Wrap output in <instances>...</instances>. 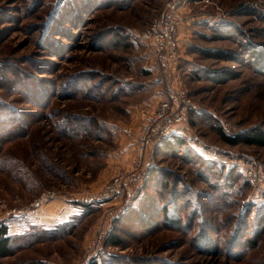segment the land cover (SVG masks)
<instances>
[{
    "label": "rangeland",
    "instance_id": "374dc122",
    "mask_svg": "<svg viewBox=\"0 0 264 264\" xmlns=\"http://www.w3.org/2000/svg\"><path fill=\"white\" fill-rule=\"evenodd\" d=\"M163 2L0 0V107L20 112L10 138L0 125V220L21 234L72 224L0 264H86L99 234V264H264V147L227 145L217 130L264 131V0H179L180 58L164 83L186 89L185 148L216 169L182 150L138 148L164 98L149 35ZM116 177L122 195L92 198ZM155 182L172 195L150 190ZM181 185L196 192L197 209ZM179 198L186 231L162 221ZM108 231L121 247L106 245Z\"/></svg>",
    "mask_w": 264,
    "mask_h": 264
},
{
    "label": "built area",
    "instance_id": "2783aa9c",
    "mask_svg": "<svg viewBox=\"0 0 264 264\" xmlns=\"http://www.w3.org/2000/svg\"><path fill=\"white\" fill-rule=\"evenodd\" d=\"M179 0H164L161 10L153 16L149 35L151 39L154 61L158 65L156 73L164 85V98L160 99L149 113L138 142L140 152L152 145L160 144L164 139L172 136H185L187 111L192 105L186 89L183 87L169 88L165 86L166 71L180 58V51L176 38L180 25ZM126 190V182L122 177H116L107 183L100 192L92 195L94 199H106L122 195ZM15 211V210H14ZM23 212V210H18ZM92 239L85 252L89 257L96 256L99 244L104 234Z\"/></svg>",
    "mask_w": 264,
    "mask_h": 264
},
{
    "label": "trees",
    "instance_id": "16d2710c",
    "mask_svg": "<svg viewBox=\"0 0 264 264\" xmlns=\"http://www.w3.org/2000/svg\"><path fill=\"white\" fill-rule=\"evenodd\" d=\"M178 15H180V13ZM150 23H151V21H150ZM176 35H177V33H176ZM177 42H178V47H179L178 39H177ZM179 50H180V48H179ZM263 60H264V58H260L259 63L261 64V61H263ZM5 72L6 71L4 69V65L0 64V76L1 75L5 76ZM17 113L20 114V112H18L17 109L11 105H6L3 107H0V125H2L3 129H6L4 131L8 132L7 134L4 135L7 137L6 139L10 138L13 135L12 130L16 129L14 126L12 128V123L15 122L16 119H18L19 115ZM77 124L78 123H74V120L72 118H70L69 120L67 118V120L65 121V123L63 125H64V127L69 126L71 128H74V129L77 128L78 132H79V128L81 127V125H80V127H78V126H76ZM15 126H17V125H15ZM83 129H84V131L82 133H77V134L86 133V131H85L86 128H84V125H83ZM57 130L59 132L65 133L64 128H59ZM217 130H218V135H219L220 140L227 145L234 146L236 144L243 143V144L249 145V146L264 147V131L263 130H258L256 128H253L250 131H248L247 133L236 134V135L227 134L220 127H218ZM185 147L186 146H185L184 138H182L181 136H178V135H172V136L164 139L160 144H158L156 150H158V151L161 150L164 152L168 151L169 155L174 153L173 151L177 152V151L182 150V153L184 154L186 152L185 154L188 155V157L190 158L191 161L194 160L195 162H199L201 164H204L206 168L207 167L210 168L211 166H213V168H215V169L218 168L216 166V165H218V163L216 161L207 160L204 158V156L202 154L197 153L195 150H193L191 148H185ZM159 176H162V174L158 175V177ZM166 184H164V186H162V182H160V183L155 182L153 187L150 190H153L156 188V189H159V191H161L160 194H165L167 192L168 196H171L172 194L170 192H172V191L168 192V191H165L166 189H164V188H168V185L165 186ZM180 187H181V189H179V188H176V189H178V192L184 191L185 194L188 195V197L190 196L191 200H188L189 206L191 203V206L193 208L194 203L198 202V201H196L197 200L196 192L193 191V189L191 187L185 188V186H183V185H181ZM183 197L186 199V195L185 196L183 195ZM227 199H228V196H227ZM172 200H173V198H172ZM173 202L174 203H172L171 205H170L171 202L168 203L166 205L165 209L162 210V212H163L162 221L165 223L168 222V224L171 223L172 225L176 224L177 226H179V228H183V230L185 229V231H186V229H188V227H189L190 220L188 221L189 223L184 222L185 219L183 216L189 207L186 205H184V206L182 205L181 198L177 199V201H176L177 203L175 201H173ZM140 203H141V201L138 204H140ZM225 203L227 206L229 205L228 204L229 201H226ZM146 206H149V208H151V209H149V211L155 210V211H157L156 214H158V215L161 213V211L158 210L159 209L158 205L155 206L154 209H152L153 206H151L149 204ZM145 208L146 207L144 206L143 212H145V213H142V216H144V217L149 216V214H151V212H149L147 210L144 211ZM194 208L197 209V207H195V206H194ZM191 214H193V213L189 214V218H190ZM127 222L131 223L129 221H127ZM183 222H184V224H183ZM71 227H72V224L67 223V224L61 225L60 227H55L52 230H40L38 232L34 231V230H30V231H27V232L21 234V233H11L9 225L7 223V220H0V257L11 255L15 251H17L20 247H24L26 245H29L30 243H32L36 240H41L42 237L43 238H52V237H57V236L63 235L64 231L71 228ZM238 239H239V235H236V236L234 235L232 237L231 243H237L236 241ZM105 243L108 246L121 247L122 243H123V239L120 238L118 233H116V232L111 233L108 231L106 234V237H105ZM203 244H204L203 247L208 248L207 249L208 252L213 251V250H210V249H212V246L209 243H203ZM205 248H203V249H205ZM228 250L230 251V247H228ZM111 260L113 263H110V260H109V261H107V264H114L116 259L115 260L111 259ZM86 264H99V263L97 261L96 256H93V257H91V259Z\"/></svg>",
    "mask_w": 264,
    "mask_h": 264
},
{
    "label": "crops",
    "instance_id": "0c3cea01",
    "mask_svg": "<svg viewBox=\"0 0 264 264\" xmlns=\"http://www.w3.org/2000/svg\"><path fill=\"white\" fill-rule=\"evenodd\" d=\"M150 112H151V111H150ZM150 112H149V113H150ZM148 115H149V114H148ZM147 117H148V116H147ZM146 119H147V118H146ZM144 124H145V122H144ZM144 124H143V128H144Z\"/></svg>",
    "mask_w": 264,
    "mask_h": 264
}]
</instances>
